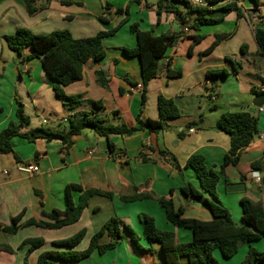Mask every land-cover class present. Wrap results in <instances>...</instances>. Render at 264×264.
I'll use <instances>...</instances> for the list:
<instances>
[{
    "label": "crops",
    "instance_id": "1",
    "mask_svg": "<svg viewBox=\"0 0 264 264\" xmlns=\"http://www.w3.org/2000/svg\"><path fill=\"white\" fill-rule=\"evenodd\" d=\"M110 1L112 7L105 12L103 0H37L40 10L30 15L24 0H0V133L16 121L18 97L30 118V123L22 129L26 134L36 128L63 131L72 114L94 111L92 102H101L104 106L103 111L95 110L97 114L109 116L118 112L129 126L138 125L136 118L141 113L145 120H159L160 96L172 99L180 116L167 121L166 128L160 132L142 130L126 136L114 135L109 140L86 129L74 137L69 149H64L60 140L31 142L22 137L13 138L18 159L13 153L0 154V223L3 226H9L11 219L21 213L19 224L30 220L52 222L42 212L57 211L64 217L68 185L101 190L112 193L113 197L90 198L80 220L60 229L27 225L14 235L0 231V245L14 249L13 253L0 251V264H25L26 258L27 264H37L39 256L46 252L84 251L112 217L119 218L123 235L124 228L131 227L146 251L137 249L131 238L126 237L104 254L95 251L78 262L53 260L52 263L164 264L161 246L144 238L142 216L153 217L160 230L176 235L178 243L191 242L192 230L174 226L157 200L125 203L120 197L134 193L136 187L138 193H154L174 200L177 207L184 208L186 218L211 221L212 213L201 201L181 192L187 184L202 191L195 171L187 166L188 159L201 155L207 168L220 174L224 157L231 148L230 135L216 128L224 113L249 112L258 118L259 132H264V112L260 113L254 106L255 98L264 93V57L260 55L255 36L256 29L264 26V0L258 4L254 0H223L210 5V9H218L227 3H236L242 15L239 17L233 11L223 23L204 25L199 30L193 27L197 14L184 2L168 0L173 5L168 11L160 8L162 0ZM102 17L107 21H101ZM133 24H138L143 31L153 30L155 35L177 36V41L168 46L160 60L164 73L145 89V103L140 59L126 53L137 45V37L130 29ZM118 26L115 35L103 39L105 57L98 62H87L82 80L64 88L68 95L82 96V105L75 109L67 108L56 97L54 81L45 73L41 61L29 59L34 52L31 46L19 55L10 50L5 40V36L16 35L20 29L35 34L67 30L74 38L83 39ZM234 27L237 29L231 38L216 43L218 36L231 33ZM195 36L202 38L196 42ZM168 68L181 75L168 77ZM221 69H226L228 75L220 78L208 75ZM97 71L106 73L107 88L98 84ZM140 84L142 89L138 90ZM192 129L196 131L191 132ZM256 161H261V169H252L251 164ZM20 164H36L40 170L31 174L21 172ZM257 177L263 184L264 142L256 135L241 152L238 165L220 174L217 186L220 201L238 224L244 223L240 207L243 198L260 201L264 206V189L257 183ZM82 194L71 190L74 205H78ZM203 195L210 198L207 193ZM82 230L85 236L77 246L56 245ZM34 238L44 239V244L32 252L29 244L21 247L23 242ZM109 241L104 235L100 243ZM256 245L264 248V238L244 244L240 250L247 255L250 247ZM214 255L221 264L224 259L230 260L219 250ZM239 262L238 259L235 264ZM180 264H188V259L180 258Z\"/></svg>",
    "mask_w": 264,
    "mask_h": 264
},
{
    "label": "trees",
    "instance_id": "2",
    "mask_svg": "<svg viewBox=\"0 0 264 264\" xmlns=\"http://www.w3.org/2000/svg\"><path fill=\"white\" fill-rule=\"evenodd\" d=\"M49 1V0H47ZM141 2L142 0H134ZM184 2L189 5L192 12L197 14L193 27L199 30L204 25H218L224 22L226 17L233 11L238 12L241 17L242 12L236 3H227L218 9L205 7H193L184 0H171ZM209 5L219 3L223 0H206ZM257 4L259 0H254ZM26 9L30 15L36 14L40 7H37V0H24ZM45 7V6H43ZM111 4L106 0L104 11L111 9ZM173 5L168 0L160 2V8L168 11L172 10ZM121 10H118L119 12ZM101 21H107L105 17ZM118 27L111 31H100L95 36L83 39H76L67 30H58L49 34H35L28 29H20L16 35L5 36L8 47L11 51L21 55L25 47L31 46L33 54L29 59H39L47 75L54 81V92L56 97L69 109H75L82 105V96L68 95L64 88L77 81L82 80L84 66L87 62H98L102 60L106 51L103 46V39L113 36L118 31ZM131 32L137 37V45L132 50H126L130 56H136L141 62V72L143 81V98L145 103V89L148 84L160 74L164 73L160 60L164 57L168 46L177 41L175 35H155L154 31H143L138 24L130 27ZM234 32L223 34L217 37L216 43L224 39L231 38ZM256 42L260 49V55L264 57V26L258 27L255 31ZM202 36H195L197 42ZM216 43L214 45H216ZM212 46V48L214 47ZM168 77H178L180 72H175L171 68L166 70ZM97 82L100 86L107 88L109 80L106 73L97 71ZM208 75L214 78L225 77L228 75L226 69L214 70L208 72ZM258 94V92H256ZM95 110H104L101 102H92ZM158 108L160 112L159 120L143 119L142 113L136 118L137 126L126 124L118 112L111 115H100L94 111H79L68 118V125L65 130L53 132L45 128H36L31 134L22 132V129L30 123V118L25 114L24 104L17 98L16 121H12L0 133V154L13 153L15 159H18L12 140L15 137H22L33 142L37 139H46L47 141L60 140L64 149H69L74 143V137L80 135L86 129H92L99 137L110 139L114 135L126 136L133 133L148 130L150 132H160L166 128L167 121L180 116V110L172 99H166L160 96L158 99ZM216 128L230 135L231 148L225 155L221 166L220 174H225L228 167H235L240 161L241 152L247 148L259 132V120L249 112H227L221 115ZM110 150L113 151V144L109 141ZM144 161L147 159L143 158ZM261 161L251 164L252 169H261ZM187 166L192 168L200 181L202 191L197 190L191 184L181 188L184 196L193 198L195 201H201L212 213L211 221H202L184 217V208L177 207L174 200L157 196L154 193H138V188L134 187V193L121 196L120 199L125 202H135L138 200L153 199L157 200L166 212L168 220L176 227L190 229L193 232V239L188 243H178L176 235L170 231L160 230L155 223V219L148 215H143L144 238L150 243H158L162 248L164 264H180V258L186 257L188 264H221L215 257V251L219 250L222 255L229 259L239 251L244 244H252L264 238V206L260 201H253L249 198H243L241 205L243 209V224H237L227 208L224 207L217 193V186L220 182V174L207 168L204 157L193 155L187 161ZM264 189V180H263ZM82 191V197L78 205H74L71 196V190ZM207 193L210 198H204ZM94 196L112 198L113 194L101 190H84L78 185H68L66 187L67 208L65 216L57 211L46 213L42 216L52 222L30 220L24 224H19L23 213L13 217L9 226H3L0 223V231L16 234L22 227L27 225H36L46 229H60L77 223L87 207L88 201ZM125 235L122 233L120 220L117 217L110 218L107 223L92 237L89 246L84 251L68 250L62 252H46L39 256L37 264H53V260H62L65 262H78L86 259L95 251L104 254L116 246L126 237L131 238L137 249L146 251L141 247L140 237L135 231L126 226ZM107 235L110 241L101 244V238ZM85 236L82 230L74 236L56 242L60 247H75ZM31 245L29 252L41 247L44 239H28L21 247ZM5 250L13 253L14 249L8 245H0V251ZM264 262V251L260 252L253 246L250 247L242 264H259ZM27 264V258L25 259Z\"/></svg>",
    "mask_w": 264,
    "mask_h": 264
},
{
    "label": "built area",
    "instance_id": "3",
    "mask_svg": "<svg viewBox=\"0 0 264 264\" xmlns=\"http://www.w3.org/2000/svg\"><path fill=\"white\" fill-rule=\"evenodd\" d=\"M186 2H188L189 4H191L193 7H205V6H210L209 3L206 1V0H184ZM137 89L138 90H141L142 89V85H138L137 86ZM258 111L260 113H263L264 112V105L261 106V107H258ZM68 122V119L66 120ZM196 130L195 129H192L191 132H195ZM257 139L261 142H264V132H259L257 134ZM19 171L21 172H25V173H36L39 171V166L36 165V164H20L19 167H18ZM262 180L257 177V183L258 184H262L261 182Z\"/></svg>",
    "mask_w": 264,
    "mask_h": 264
},
{
    "label": "rangeland",
    "instance_id": "4",
    "mask_svg": "<svg viewBox=\"0 0 264 264\" xmlns=\"http://www.w3.org/2000/svg\"><path fill=\"white\" fill-rule=\"evenodd\" d=\"M109 2H111L110 0H108ZM105 2H106V0H103V5H105ZM237 28L236 27H234V29L231 31V32H234L235 30H236ZM88 131H93L92 129H88ZM39 170H40V168H39ZM218 193V192H217ZM220 197V196H219ZM240 207H241V210H242V205H240ZM234 217H232V219H233ZM233 221H234V219H233ZM235 222V221H234ZM235 223H237V222H235ZM238 224V223H237ZM257 247V248H256ZM256 250H258V251H260V252H263L264 251V248H263V246H261V245H256ZM241 248V247H240ZM245 252H244V250L242 249V250H240L239 249V251L237 252V254H235L232 258H230V260H225L224 259V261H223V264H235V262L239 259L240 260V264H242V262L244 261V259H245V257H246V255L244 254ZM216 257V256H215Z\"/></svg>",
    "mask_w": 264,
    "mask_h": 264
},
{
    "label": "water",
    "instance_id": "5",
    "mask_svg": "<svg viewBox=\"0 0 264 264\" xmlns=\"http://www.w3.org/2000/svg\"><path fill=\"white\" fill-rule=\"evenodd\" d=\"M264 105V93L257 96L254 100V106L261 107Z\"/></svg>",
    "mask_w": 264,
    "mask_h": 264
}]
</instances>
